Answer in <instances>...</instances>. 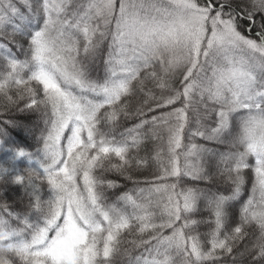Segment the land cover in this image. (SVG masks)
<instances>
[{"label":"snow or ice","instance_id":"obj_1","mask_svg":"<svg viewBox=\"0 0 264 264\" xmlns=\"http://www.w3.org/2000/svg\"><path fill=\"white\" fill-rule=\"evenodd\" d=\"M3 116L0 264H264V0H0Z\"/></svg>","mask_w":264,"mask_h":264},{"label":"trees","instance_id":"obj_2","mask_svg":"<svg viewBox=\"0 0 264 264\" xmlns=\"http://www.w3.org/2000/svg\"><path fill=\"white\" fill-rule=\"evenodd\" d=\"M252 35H253V36L255 35V30H253ZM98 71L102 74V72H103V67H102V65H100V66L98 67ZM6 118H7V116L0 117V119H6ZM37 120H38V114H37V115H33V116L31 117V121H37ZM131 123H132V121H129V126H130ZM10 131H13V130L10 129ZM13 135H14V136H17L18 134H17L15 131H13ZM28 143L32 144L33 141L29 140ZM196 143H206V142H204V141H202V140H200V139L197 138ZM151 146H152V145L149 144V147H151ZM206 146H207V147H215V145H213L212 143H206ZM141 155H144V152H141ZM2 156H3V153H0V158H2ZM154 170H155V166H154V165H153L152 167L148 168V169H145V170L142 172V174H140V178L142 179V178L145 177V176H150L151 173H152ZM110 178H114V177H110ZM120 183L123 184V183H125V181L120 180ZM194 186H197V187H204L205 185H204V182H199V183H197V184L194 185ZM127 187H128V188H131V187H132L131 183H128V184H127ZM250 188H251V182H249V183H247V184L245 185V190H244V198H245V199L247 198V195H248L249 192H250ZM7 195L11 198V197H13L14 194H13L12 191H9V192L7 193Z\"/></svg>","mask_w":264,"mask_h":264}]
</instances>
